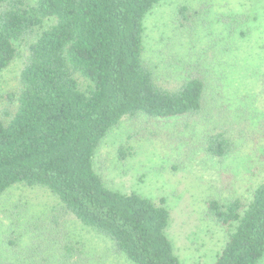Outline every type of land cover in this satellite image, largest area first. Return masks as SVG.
<instances>
[{
	"label": "trees",
	"instance_id": "1",
	"mask_svg": "<svg viewBox=\"0 0 264 264\" xmlns=\"http://www.w3.org/2000/svg\"><path fill=\"white\" fill-rule=\"evenodd\" d=\"M167 1L0 0V72L20 56L18 42L26 45L19 87L4 97L17 102L16 111L0 118V198L21 185L59 200L26 220L21 234L4 238L0 264H99L102 258L87 256L76 222L108 238L132 264H181L166 234V200L111 189L95 168L103 139L126 117H184L190 128L212 121L202 147L219 159L233 155L239 139H254L245 133L251 119L244 107H220L224 77L216 71L247 32L235 35L233 26L210 39L213 57L187 51L160 72L145 58V21ZM190 14L180 8L182 19ZM205 215L228 234L214 264L264 258V181L248 201L207 199Z\"/></svg>",
	"mask_w": 264,
	"mask_h": 264
},
{
	"label": "rangeland",
	"instance_id": "2",
	"mask_svg": "<svg viewBox=\"0 0 264 264\" xmlns=\"http://www.w3.org/2000/svg\"><path fill=\"white\" fill-rule=\"evenodd\" d=\"M184 6L191 13L189 20L181 18ZM233 26L235 35L242 30L247 37L230 48L224 71L216 68L224 77L219 105L233 111L244 107L251 119L245 133L254 139H239L238 150L219 159L202 147L201 137L214 125L212 121L211 125L206 120L195 122L190 128L184 117H126L108 132L95 156L96 171L111 189L166 200L171 212L166 234L181 264H214L225 245L227 230L205 215L207 199L248 201L264 181V128L254 133L255 122L264 119V0H170L156 5L145 21V58L160 72L187 51H208L213 57V50H207L210 39L221 40L233 32ZM18 46L20 56L0 72V118L4 120L17 107V102L4 97L20 84L26 45L18 42ZM58 202L42 187L18 185L5 193L0 198V259L5 257V237L21 234L26 220L44 215ZM75 225L87 256L102 258L99 264H132L114 252L108 238ZM27 237L22 236L24 243ZM259 264H264V258Z\"/></svg>",
	"mask_w": 264,
	"mask_h": 264
}]
</instances>
